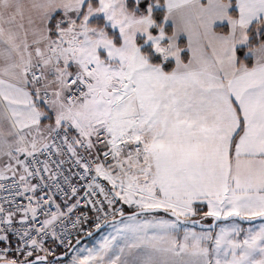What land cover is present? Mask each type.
Returning a JSON list of instances; mask_svg holds the SVG:
<instances>
[{"label": "snow or ice", "instance_id": "obj_1", "mask_svg": "<svg viewBox=\"0 0 264 264\" xmlns=\"http://www.w3.org/2000/svg\"><path fill=\"white\" fill-rule=\"evenodd\" d=\"M0 264H264V0H0Z\"/></svg>", "mask_w": 264, "mask_h": 264}]
</instances>
